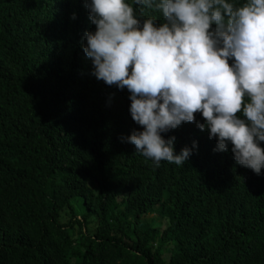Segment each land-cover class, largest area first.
Listing matches in <instances>:
<instances>
[{
	"label": "trees",
	"instance_id": "trees-1",
	"mask_svg": "<svg viewBox=\"0 0 264 264\" xmlns=\"http://www.w3.org/2000/svg\"><path fill=\"white\" fill-rule=\"evenodd\" d=\"M92 30L84 0H0V264H264V169L194 122L166 134L196 141L180 166L122 142L138 126L90 74Z\"/></svg>",
	"mask_w": 264,
	"mask_h": 264
},
{
	"label": "clouds",
	"instance_id": "clouds-1",
	"mask_svg": "<svg viewBox=\"0 0 264 264\" xmlns=\"http://www.w3.org/2000/svg\"><path fill=\"white\" fill-rule=\"evenodd\" d=\"M133 5L159 11L143 19ZM94 30L81 45L90 74L126 90L138 127L120 137L159 166L197 147L166 134L194 122L236 165L264 169V0H84ZM75 19V14H72ZM198 113L201 119H196ZM202 121V122H201Z\"/></svg>",
	"mask_w": 264,
	"mask_h": 264
},
{
	"label": "rangeland",
	"instance_id": "rangeland-1",
	"mask_svg": "<svg viewBox=\"0 0 264 264\" xmlns=\"http://www.w3.org/2000/svg\"><path fill=\"white\" fill-rule=\"evenodd\" d=\"M67 220V219H66Z\"/></svg>",
	"mask_w": 264,
	"mask_h": 264
}]
</instances>
